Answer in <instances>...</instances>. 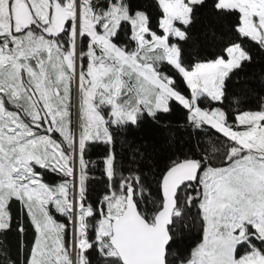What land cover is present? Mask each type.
<instances>
[{
	"label": "snow or ice",
	"instance_id": "1",
	"mask_svg": "<svg viewBox=\"0 0 264 264\" xmlns=\"http://www.w3.org/2000/svg\"><path fill=\"white\" fill-rule=\"evenodd\" d=\"M204 3L0 0V264H264V97L234 116L222 103L252 62L244 40L264 51V0H211L235 39L186 62ZM173 104L197 140L159 168L153 195L135 155L117 161L112 128Z\"/></svg>",
	"mask_w": 264,
	"mask_h": 264
},
{
	"label": "trees",
	"instance_id": "2",
	"mask_svg": "<svg viewBox=\"0 0 264 264\" xmlns=\"http://www.w3.org/2000/svg\"><path fill=\"white\" fill-rule=\"evenodd\" d=\"M134 5L153 13L156 0H131ZM211 0H205L203 7L197 9L195 19L186 30L187 40L181 42L186 62H195L219 55L227 46L226 41L235 39L229 31L228 22L221 20L210 8ZM245 47L250 49L252 62H245L242 69L231 75L226 81V98L223 107L233 116L237 110H257L259 100L264 97V84L261 76H264V51L253 42L244 40ZM207 107V105H205ZM218 106V105H216ZM182 113L173 104L170 115L163 116L159 122L144 120L138 126L112 128L115 138V152L117 161H122L127 167L128 161L135 155L140 162L141 171L146 174V183L151 185L155 194V174L159 168L164 167L170 160L189 152L197 140L196 136H190L188 131L177 128V123H182ZM171 125V127H167ZM215 139V134L210 133ZM199 139L207 141L208 136L201 135ZM105 146L90 149L89 159L99 160ZM103 186L100 171H94L90 181V196L95 198V189ZM199 235L198 226L185 234L181 247H191ZM9 241L14 246L15 236L10 235Z\"/></svg>",
	"mask_w": 264,
	"mask_h": 264
}]
</instances>
